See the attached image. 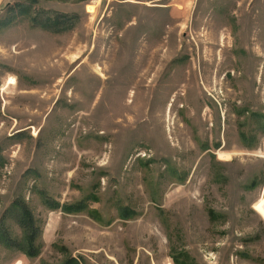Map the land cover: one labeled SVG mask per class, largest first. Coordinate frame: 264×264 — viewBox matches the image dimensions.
<instances>
[{
	"label": "rangeland",
	"instance_id": "374dc122",
	"mask_svg": "<svg viewBox=\"0 0 264 264\" xmlns=\"http://www.w3.org/2000/svg\"><path fill=\"white\" fill-rule=\"evenodd\" d=\"M14 204L0 264H264V0H0Z\"/></svg>",
	"mask_w": 264,
	"mask_h": 264
},
{
	"label": "trees",
	"instance_id": "16d2710c",
	"mask_svg": "<svg viewBox=\"0 0 264 264\" xmlns=\"http://www.w3.org/2000/svg\"><path fill=\"white\" fill-rule=\"evenodd\" d=\"M46 24L48 23L49 27L53 26V27H58V26H63V22L62 20L58 19V21L54 20L52 22H50L49 20L46 19ZM45 24L42 25V27L45 29L47 27L44 26ZM46 30V29H45ZM13 209L20 211L17 212V220H18V224L19 226H21L23 228V232L25 233V239L23 240V242L18 241V243H15L14 241H12V243H9L7 241V235L5 233H1V241L5 244H8V247L12 244L20 247L21 252L25 255V256H36V252H35V248L33 246V242H34V237H35V233L36 231L34 230V225H33V220H32V216L30 211H28L27 209H25V207L20 204H14L13 205Z\"/></svg>",
	"mask_w": 264,
	"mask_h": 264
},
{
	"label": "bare ground",
	"instance_id": "6f19581e",
	"mask_svg": "<svg viewBox=\"0 0 264 264\" xmlns=\"http://www.w3.org/2000/svg\"><path fill=\"white\" fill-rule=\"evenodd\" d=\"M9 84H12L13 83V80H10V82H8Z\"/></svg>",
	"mask_w": 264,
	"mask_h": 264
}]
</instances>
